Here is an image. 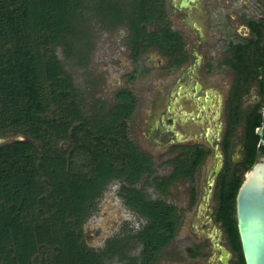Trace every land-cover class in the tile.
Segmentation results:
<instances>
[{
	"label": "trees",
	"instance_id": "trees-1",
	"mask_svg": "<svg viewBox=\"0 0 264 264\" xmlns=\"http://www.w3.org/2000/svg\"><path fill=\"white\" fill-rule=\"evenodd\" d=\"M164 9V0H0V136H23L0 143V264H155L161 247L175 235L179 216L164 195L171 182L184 180L192 185V202L205 149L188 147L167 161L172 166L168 175L153 176L152 158L132 138L137 96L121 87L112 103L86 109L66 63L53 53L58 29L75 13L81 23L73 52L78 57L90 53L92 26L122 27L132 61L154 49L168 66H178L186 58L184 39L170 27ZM246 22L251 36L234 47L232 56L229 129L244 118L249 168L264 157L255 132L263 121L264 137V17ZM36 27L39 33L53 31L51 44L47 39L31 47L25 43L24 36L37 32ZM8 45H14L12 52ZM253 83L263 99L239 116L236 101ZM52 103L57 110L46 117ZM113 179L120 181L126 204L147 224L95 249L85 242L82 226ZM220 179L215 219L243 264L233 207L241 180ZM151 181L158 192L154 198L143 191ZM41 252L46 254L42 259Z\"/></svg>",
	"mask_w": 264,
	"mask_h": 264
},
{
	"label": "flooded vegetation",
	"instance_id": "flooded-vegetation-1",
	"mask_svg": "<svg viewBox=\"0 0 264 264\" xmlns=\"http://www.w3.org/2000/svg\"><path fill=\"white\" fill-rule=\"evenodd\" d=\"M181 1L164 0V11L170 27L184 39L185 60L178 66H168L159 51L149 49L138 57L137 62L132 61L123 37L130 69L122 73L123 77L112 89L109 101L113 102L115 90L121 87L129 89L138 98L135 117L143 95L131 85L136 78L158 73L157 77L166 79L164 87L157 89L148 101L144 114L148 120L142 119V126H135L146 143L141 148L136 142L139 149L150 157L152 153L149 149L157 150L163 156V165L153 163V176L168 175L172 166L167 161L188 147L192 148L190 151L195 146L206 151L196 171L192 202V185L188 181L171 182L164 195L165 202L176 209L179 224L175 235L161 247L155 264H241L237 252L226 239L225 230L215 219V212L221 186L218 179L242 180L244 172L249 169L243 153L244 118L236 120L229 129L230 104L234 103L230 94L234 76L232 56L234 47L244 41V35L231 22L234 17L228 11L229 0H184L185 5H181ZM239 1V4L245 5L243 0ZM238 18L242 20L243 14L239 12ZM238 90L242 91V88L238 87ZM143 97L147 99L148 95ZM261 99L263 95L256 83L250 84L247 92L242 91L236 101V114L240 116L253 109ZM206 164L210 165L204 168ZM159 165L167 172L158 171ZM152 183L145 184L143 189L150 198L158 196ZM181 184L185 186L186 200L182 204L173 203L169 195L176 185ZM120 185L119 180H111L93 205L109 189L120 204L117 209H123L125 215L119 214L112 233L96 247H90L100 249L109 238L125 239L147 224L146 217L126 204L125 198L120 195ZM191 213H194L193 223L187 218Z\"/></svg>",
	"mask_w": 264,
	"mask_h": 264
},
{
	"label": "rangeland",
	"instance_id": "rangeland-1",
	"mask_svg": "<svg viewBox=\"0 0 264 264\" xmlns=\"http://www.w3.org/2000/svg\"><path fill=\"white\" fill-rule=\"evenodd\" d=\"M238 1L239 0L228 1L229 14L231 17H234L231 19V22L235 25L240 24L242 21L241 18H238L239 12L241 14L249 12L251 15H254L253 10L249 8L250 10L246 11V8H252L259 3V0H243L245 4L243 5L239 4L240 1ZM80 24L78 17H76L74 13V16L69 19L68 23L58 29L55 37V40L58 42L53 46V53L57 59L66 63V67L70 72L76 88L81 91V95L84 97L83 102L86 105L85 108L88 109L91 105L95 106L97 104L105 106L106 103H110L109 100L112 99L111 91L117 82L121 81V77H123L122 73L130 69L127 51L123 47L125 31L122 27L103 30L97 26H94V28L92 26L93 34L90 37L92 42L90 53L87 57H78L73 52L74 48H76L75 40L79 32L78 25ZM36 30L37 32H31L28 33L29 35L27 34V36H24V41L29 47L33 46V41L41 43L44 39L50 40L48 44H51V37L54 33L50 28L41 30L40 33L37 27ZM8 47L9 51H11L14 45H8ZM153 62L155 63V61ZM157 74L153 73L151 76L136 78L131 85L132 88H136L143 96L148 95L147 99L143 96L139 99L140 108L136 109V120L133 125L135 132L132 133V138L141 148H144V144L146 143L143 141L141 133L135 126L139 125L141 127L143 120H148L144 115L147 110L148 101L152 98V95L157 89H162L164 87L163 84L166 82V79H163L161 76L157 77L159 76ZM50 94L56 96V92L55 94L50 92ZM11 97L12 98L9 97L8 99L13 100V96ZM54 109H56V106L52 103L50 108L45 111V116L50 117ZM16 136L18 135L8 133L0 137L5 141L13 139ZM149 151L152 153L151 158L154 159L153 163L163 165L162 154L153 149H149ZM259 159L260 158L256 161ZM209 165L206 164L204 168ZM158 167V171L162 173L167 172L165 167V169H162L160 165ZM184 189V185H176L175 189H173L169 195L170 201L179 204L185 202L186 194ZM108 190H105L102 196L97 200L95 206L93 205V207H91V211L92 209L93 211L85 220L83 227L84 240L89 246L94 245V247H96V245L100 244L104 237L112 233L111 231L115 226L114 221L115 219L117 220L119 214L125 215L123 209H117L120 204L117 198ZM193 215L194 213H191L190 216L187 217L192 223ZM45 256V252H41L38 258L41 257L42 259Z\"/></svg>",
	"mask_w": 264,
	"mask_h": 264
},
{
	"label": "water",
	"instance_id": "water-1",
	"mask_svg": "<svg viewBox=\"0 0 264 264\" xmlns=\"http://www.w3.org/2000/svg\"><path fill=\"white\" fill-rule=\"evenodd\" d=\"M181 5H185L184 0ZM22 138V135H18ZM4 140L0 137V143ZM234 196L235 226L244 264H264V157L244 172Z\"/></svg>",
	"mask_w": 264,
	"mask_h": 264
},
{
	"label": "crops",
	"instance_id": "crops-1",
	"mask_svg": "<svg viewBox=\"0 0 264 264\" xmlns=\"http://www.w3.org/2000/svg\"><path fill=\"white\" fill-rule=\"evenodd\" d=\"M262 2L263 1L260 0L256 6L254 5L252 8L251 7L246 8L247 9L246 11H248L250 9L253 10L254 15H251V13H249V12L243 13L242 22L240 24L235 25V27H237V29H239V32L244 35V40H246L247 38H249L251 36V28H250V26L247 25V22H246L247 18L251 17L252 19L260 20L262 17H264V11H263L264 8L262 7L263 6Z\"/></svg>",
	"mask_w": 264,
	"mask_h": 264
},
{
	"label": "built area",
	"instance_id": "built-area-1",
	"mask_svg": "<svg viewBox=\"0 0 264 264\" xmlns=\"http://www.w3.org/2000/svg\"><path fill=\"white\" fill-rule=\"evenodd\" d=\"M264 2V0H263ZM260 115L264 118V102L262 103L260 107ZM255 132L258 135V142L256 144V147L262 148V151L264 153V137L263 134V121L255 128Z\"/></svg>",
	"mask_w": 264,
	"mask_h": 264
}]
</instances>
